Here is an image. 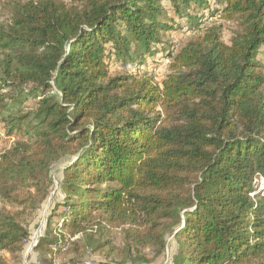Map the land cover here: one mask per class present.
I'll return each mask as SVG.
<instances>
[{
    "label": "trees",
    "instance_id": "1",
    "mask_svg": "<svg viewBox=\"0 0 264 264\" xmlns=\"http://www.w3.org/2000/svg\"><path fill=\"white\" fill-rule=\"evenodd\" d=\"M72 1L17 2L0 21L1 117L18 135L0 150V264L20 262L34 231L24 195L48 203L34 251L51 260L264 264V195L250 196L264 175V0H170L189 27L239 23L230 43L205 25L181 48L162 0ZM160 53L162 82L139 70Z\"/></svg>",
    "mask_w": 264,
    "mask_h": 264
},
{
    "label": "rangeland",
    "instance_id": "2",
    "mask_svg": "<svg viewBox=\"0 0 264 264\" xmlns=\"http://www.w3.org/2000/svg\"><path fill=\"white\" fill-rule=\"evenodd\" d=\"M29 0H0V21L1 22H5V21H9L12 18L13 15V10H14V5L17 2H26ZM66 4H68V6H70V4H73L72 0H60ZM163 1V6L166 10H168L169 16L170 18H174L173 21H171V23L174 25V28L169 30L168 32H166V36L165 38L169 41H172L175 43L176 47H182L185 44H187L190 40L196 38L198 35H200L203 32V27L206 26H211V25H217L220 26L221 29V33H222V38L226 43H230L231 41V37L233 35L234 31L239 30V23L237 21H226L223 20L220 17H214V18H208L205 21V24L202 28H192L189 27L187 23H185V19H181L178 18L177 16L173 15V8L172 5L170 3V0H162ZM72 7V6H70ZM205 12V11H203ZM205 16H207V13L205 12ZM158 60L156 61H149V63L147 64L146 67L144 68H140L139 70L141 72H153L156 75V79L159 82H162V80L164 78H166L167 74L170 72V60L166 57V55H163L162 53H160L158 55ZM125 68L129 69L132 72H136L137 71V66L133 65V64H129V65H124ZM123 66L119 63V62H112L111 63V71L113 74L115 73H120L123 70ZM9 89H4L2 87H0V97L2 94H7ZM33 101H29V105H31ZM1 112L2 109L0 107V150H3L5 148L10 147V145L15 141L16 137H18V135L14 134V135H7L6 134V125L5 123L2 122V117H1ZM55 174H53L54 176ZM264 176V175H263ZM23 198H26V206L28 207V209L24 210V214H23V218L27 221V223L30 225V227L34 228V230H36L39 226L40 223L45 222V210L48 206V203L45 202H40V200H35V202H31L28 199L27 195H24ZM22 208V207H19ZM17 207V205H13V206H9L10 210H18L19 209ZM41 209L44 211H42V213H40ZM56 219H58L56 217ZM102 240H106L107 238L112 240L115 246V251L110 255L109 260H111V262L114 260V258L117 255V251L123 250V240H122V234H117V231L115 229H113L111 232H107L104 235L101 236ZM175 238L170 237L169 238V246L168 248L173 249L175 248ZM117 250V251H116ZM39 253H37L36 251H34L33 255H29L28 257L25 256V254L22 255L21 261L20 262H16L14 260V258L12 257H8V262L12 263V264H26L27 261L29 260V262L34 261V257L38 256ZM99 254V253H98ZM73 254L71 253H67V254H63L62 256H60L59 258L61 259L62 262H69L68 260L70 259V257ZM102 255V254H99ZM47 256V255H46ZM62 257V258H61ZM103 256H98L97 254H90V259L88 258V260H90V264H97V259L102 258ZM49 260L50 257H47ZM93 260H96L94 262ZM52 261V260H51ZM172 260L169 259L168 257L165 258V261H158V262H154L151 264H171ZM127 264H132L131 262H128ZM137 264H140L139 262Z\"/></svg>",
    "mask_w": 264,
    "mask_h": 264
},
{
    "label": "built area",
    "instance_id": "3",
    "mask_svg": "<svg viewBox=\"0 0 264 264\" xmlns=\"http://www.w3.org/2000/svg\"><path fill=\"white\" fill-rule=\"evenodd\" d=\"M256 194L264 195V176L263 175H258L253 180V190L250 192V196L252 198H255ZM44 225H45V222L43 220V222L40 223V226L36 230L33 231L30 238L25 240V243L27 244V248L25 250L26 257L34 254V249L38 243V240H39L41 231L44 228ZM90 263H91L90 260L85 259L82 262L77 263V264H90ZM26 264H35V263L33 261L29 262L28 260ZM52 264H72V263L62 262L59 257H54L52 260Z\"/></svg>",
    "mask_w": 264,
    "mask_h": 264
},
{
    "label": "crops",
    "instance_id": "4",
    "mask_svg": "<svg viewBox=\"0 0 264 264\" xmlns=\"http://www.w3.org/2000/svg\"><path fill=\"white\" fill-rule=\"evenodd\" d=\"M48 255L46 256L45 254H38V256L34 257V263L35 264H52V261L49 260Z\"/></svg>",
    "mask_w": 264,
    "mask_h": 264
}]
</instances>
